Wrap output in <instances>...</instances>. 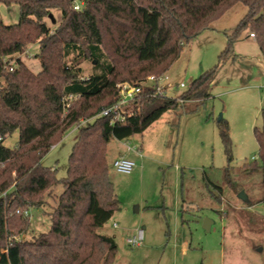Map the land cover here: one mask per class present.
Masks as SVG:
<instances>
[{
  "label": "trees",
  "instance_id": "16d2710c",
  "mask_svg": "<svg viewBox=\"0 0 264 264\" xmlns=\"http://www.w3.org/2000/svg\"><path fill=\"white\" fill-rule=\"evenodd\" d=\"M0 2L20 7L16 24L0 19V264H113L115 236L99 232L120 208L109 172L108 143L112 137L122 140L142 133L179 106L175 99L151 95L154 89L141 84L149 75L166 73L185 45L242 4L246 15L231 33L225 32L223 63L202 73L181 95L207 98L218 70L235 59L233 45L244 32L254 33L264 57V0ZM54 10L62 18L52 30L45 18L53 17ZM33 44L40 47L37 73L18 57ZM83 60L93 63L85 77ZM121 82L141 85L142 91L134 113L123 123L111 124L110 116L99 114L120 99ZM219 127L228 160L225 182L234 186L227 122L221 119ZM72 128L78 130L76 141L66 176L59 177V167L44 166L42 160ZM14 132L18 140L8 147L5 139ZM253 133L260 162H246L242 171L261 170L264 192V124ZM58 186L63 187L60 193ZM45 206L50 228L26 237L32 217L24 212Z\"/></svg>",
  "mask_w": 264,
  "mask_h": 264
},
{
  "label": "rangeland",
  "instance_id": "374dc122",
  "mask_svg": "<svg viewBox=\"0 0 264 264\" xmlns=\"http://www.w3.org/2000/svg\"><path fill=\"white\" fill-rule=\"evenodd\" d=\"M247 10L237 4L183 47L167 74L174 85L183 82L185 87L169 88V95L187 91L202 73L223 63L225 32L231 33ZM19 18L18 4L0 2V19L5 24H16ZM61 18V11L54 10L53 17L45 21L54 30ZM248 33L234 42L235 59L218 70L207 98H182L178 108L166 111L142 133L110 139L107 160L120 208L99 232L115 236L118 251L113 264H264L262 171H242L244 163L260 162L253 131L264 124V88L259 87L264 79V57L256 37H247ZM39 53V45L33 44L18 57L37 73L41 70ZM81 67L82 77L93 71L90 60H83ZM221 119L227 122L234 155V186L225 182L228 160ZM77 133L76 128L68 131L42 160L44 166H58L59 177L66 176ZM17 140L18 132H14L4 143L14 147ZM128 146H136L141 157L128 151ZM124 153L138 164L129 174L113 167L114 159ZM56 190L60 193L63 187ZM45 209L49 207L29 210L32 223L26 237L50 228ZM206 219L211 221L210 230L203 228ZM137 228L144 229L145 239L132 247L126 239ZM184 241L189 246L186 254L180 247Z\"/></svg>",
  "mask_w": 264,
  "mask_h": 264
},
{
  "label": "built area",
  "instance_id": "2783aa9c",
  "mask_svg": "<svg viewBox=\"0 0 264 264\" xmlns=\"http://www.w3.org/2000/svg\"><path fill=\"white\" fill-rule=\"evenodd\" d=\"M75 8H79V5H76ZM252 37H255L254 33H250ZM12 69V68H11ZM169 76L166 73L160 75H149L146 80L141 85H148L154 89L151 95L163 96L171 99H175L177 101H182V93L176 96L169 95L168 89L175 88L179 90L180 88L185 87L183 82L173 84L169 80ZM132 84L130 82H121L117 84V87L120 91V99L113 105L104 108L100 115L110 116L111 117V124H115L117 122L123 123L125 122L128 115H132L134 113V105L137 102V96L142 91V86ZM263 87H264V79H263ZM92 118L83 119L81 124H86L89 121H92ZM2 138L0 137V140ZM128 151H135L141 157V153L137 149L136 146H128ZM137 161L128 158L125 155L118 156L113 161L114 169L119 173H131L137 167ZM26 215L29 214V210L24 212ZM114 226L116 227L117 224L115 223ZM145 238V232L143 228H137L136 233L126 239L127 243L132 247L140 246Z\"/></svg>",
  "mask_w": 264,
  "mask_h": 264
},
{
  "label": "crops",
  "instance_id": "0c3cea01",
  "mask_svg": "<svg viewBox=\"0 0 264 264\" xmlns=\"http://www.w3.org/2000/svg\"><path fill=\"white\" fill-rule=\"evenodd\" d=\"M247 37H252L249 33L246 35ZM254 38V37H253ZM259 53L261 54V52H260V50H259ZM261 56H262V54H261ZM263 57V56H262ZM259 87H261V88H264L263 87V82H262V84L259 86ZM119 154H122L121 152L119 153ZM128 153H124L123 155H125V156H129V155H127ZM137 154V153H136ZM119 156V155H118ZM117 156V157H118ZM116 157V158H117ZM128 158H131V157H128ZM133 159V158H132ZM115 224V223H114ZM117 224V223H116ZM145 239V238H144ZM180 247L182 248V251H181V253H183V254H186L187 253V249L189 248V246H187V242H182L181 244H180Z\"/></svg>",
  "mask_w": 264,
  "mask_h": 264
},
{
  "label": "water",
  "instance_id": "95a60500",
  "mask_svg": "<svg viewBox=\"0 0 264 264\" xmlns=\"http://www.w3.org/2000/svg\"><path fill=\"white\" fill-rule=\"evenodd\" d=\"M52 17V15H50ZM243 194H241L242 196ZM203 228L206 229V230H210L211 228V221H209L208 219L205 220L204 222V225H203Z\"/></svg>",
  "mask_w": 264,
  "mask_h": 264
}]
</instances>
